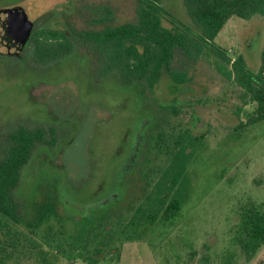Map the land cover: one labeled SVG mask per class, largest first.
Masks as SVG:
<instances>
[{
    "label": "rangeland",
    "instance_id": "obj_1",
    "mask_svg": "<svg viewBox=\"0 0 264 264\" xmlns=\"http://www.w3.org/2000/svg\"><path fill=\"white\" fill-rule=\"evenodd\" d=\"M160 4L174 19L193 25L184 0ZM97 5L110 6L116 22L135 17L134 0L0 4L5 13L14 7L24 10L35 29L63 30L64 22L78 29L94 27L87 20L96 14ZM5 13L0 14V142L17 123L58 130L53 145L37 147L23 166L15 191L18 200L33 198L36 205L43 204L41 189L50 187L63 223L65 214L79 223L82 217L100 213L128 216L165 171L170 154L181 152L183 146L187 177L182 192L187 200L180 215L150 229L141 227L137 239L118 244L119 251L106 252L97 264H264V244L247 258L234 239L239 204L254 200L264 208V120L234 130L254 103L217 70V57L204 52L194 60L180 54L175 67L185 71L187 82L175 87L163 78L153 91H146L145 99L134 85L111 75L98 77L89 54L71 53L39 66L31 64L25 45L18 55L8 53ZM46 13L50 15L44 17ZM162 23L171 26L167 18ZM214 42L230 57L242 55L248 69L257 72L264 16L230 17ZM160 138H167L162 150L156 144ZM74 224L66 225L72 229ZM42 230L40 225L36 231L40 235ZM54 264L88 263L58 257Z\"/></svg>",
    "mask_w": 264,
    "mask_h": 264
},
{
    "label": "trees",
    "instance_id": "obj_2",
    "mask_svg": "<svg viewBox=\"0 0 264 264\" xmlns=\"http://www.w3.org/2000/svg\"><path fill=\"white\" fill-rule=\"evenodd\" d=\"M18 1L21 0H0V4L7 6ZM134 1L132 21L116 22L110 6L97 5L96 14L87 20L94 27L78 29L64 22V30L56 26L33 28L24 47L30 50L31 64L45 66L71 53L89 54L98 77L111 75L124 84L134 85L136 93L146 99V91H153L163 78L175 87L187 82L185 71L175 67L180 54L194 60L205 53L212 54L219 61L217 70L227 79L234 80L254 103L253 111L234 130L264 120V48L260 69L254 72L248 69L242 55L230 57L226 49L214 42L230 17L264 16V0H184L192 26L174 19L161 6V0ZM1 13L5 11L0 6ZM48 15L46 13L44 17ZM165 18L170 27L162 23ZM44 127L17 123L2 135L0 264H19L22 260L54 264L58 257L65 260L75 257L88 264H97L106 252L119 251L118 244L137 239L141 227L150 229L180 215L187 200V195L182 192L187 177V155L183 146L181 152L170 154L172 157L165 171L162 175L159 173L145 200L128 216L122 212L110 213V216L100 213L89 219L82 217L79 223L72 215L65 214L63 223L54 188L50 187L41 189L40 193L46 199L43 204L36 205L33 198L18 200L15 191L21 181L23 166L37 147L53 145L57 139V128ZM166 139L160 138L156 143L160 150L164 149L161 144ZM237 214L234 239L245 256L251 258L264 244V208L262 203L246 200L239 204ZM29 215L33 216L32 220H27ZM51 217L56 226L50 223ZM69 221L77 224L68 228ZM40 225L43 230L39 235L36 230Z\"/></svg>",
    "mask_w": 264,
    "mask_h": 264
},
{
    "label": "water",
    "instance_id": "obj_3",
    "mask_svg": "<svg viewBox=\"0 0 264 264\" xmlns=\"http://www.w3.org/2000/svg\"><path fill=\"white\" fill-rule=\"evenodd\" d=\"M4 15L5 20L9 21L6 27L8 29V35H5V42L3 41L4 46L7 47L8 53L17 55L29 38L33 25L32 22L28 21L24 10L21 8H10Z\"/></svg>",
    "mask_w": 264,
    "mask_h": 264
}]
</instances>
